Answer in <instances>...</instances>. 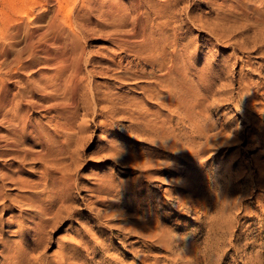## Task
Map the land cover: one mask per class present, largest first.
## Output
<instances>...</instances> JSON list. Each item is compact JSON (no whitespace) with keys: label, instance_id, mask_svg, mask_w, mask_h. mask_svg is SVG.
<instances>
[{"label":"rangeland","instance_id":"1","mask_svg":"<svg viewBox=\"0 0 264 264\" xmlns=\"http://www.w3.org/2000/svg\"><path fill=\"white\" fill-rule=\"evenodd\" d=\"M88 1L67 0L59 10L62 0H0V264H264V46L253 42L254 28L238 29L256 22L253 9L264 11V0L173 3L165 19L178 39L168 33L175 42L165 65L176 59L168 74L147 61L149 45L164 44V27L154 28L164 20L149 13L148 40L120 48L79 33L82 19L92 30L101 15ZM105 1L119 8V21L134 0L91 4ZM55 12L63 37L76 35L85 48L69 111L16 102L54 72L43 55L30 59L27 43L52 38ZM111 57L122 60L114 78L101 73V59ZM241 75L260 81L252 108L237 94ZM198 77L208 89L193 113ZM92 94L101 100L94 104ZM168 95L172 105L162 102ZM25 108V137L16 142L5 118Z\"/></svg>","mask_w":264,"mask_h":264},{"label":"bare ground","instance_id":"2","mask_svg":"<svg viewBox=\"0 0 264 264\" xmlns=\"http://www.w3.org/2000/svg\"><path fill=\"white\" fill-rule=\"evenodd\" d=\"M91 1L92 0L88 1V5H89L90 9H92V8L99 9L101 15H100L99 19L94 22V24H95V26L93 27L94 29H92V30L88 29L89 26L82 19V22L79 23V26H78L79 28L77 27V30L79 31V33L82 34V32H83L86 35H88L89 37L90 36H92V37H103V36H105L107 39L113 40L114 42L119 44L118 46H120V48H122L123 46H129L132 44L146 42L148 40L147 36H145V31H146V27L148 25L146 18L148 17L149 13L155 14L157 16L156 19L164 20V21H159L154 26L155 29H160V26L164 27L165 31L160 36V41H162L164 44H163L161 49H158V51L154 50L153 46L149 45V48H150L149 51H151L152 53H150L147 61L148 62L150 61L151 63H155L157 65L158 69L161 71H163L165 68L167 74L172 70V68L176 64V62H175L176 59L174 57L172 59H169L170 64L168 66H166L165 64H166L167 58H166L165 54H167V55L171 54V52L173 50H170V49H172L174 46H172V45L169 46V45L171 42H175V40L178 39V35L175 32H172V29H174L173 21L171 19H167V18L165 19V16H167L165 13H167L169 11V8L172 7L173 3L181 1V0H163L162 3L159 2V4L155 5L153 8H146V7L142 6L141 0H134L133 2L131 1L128 8L127 7L125 8V14H123L119 17L120 18L119 21H116L114 19V17L117 15V12L119 11L118 7H116L114 5H110L107 1H105L103 3H98L97 6H95L94 3L91 4ZM96 1H98V0H96ZM237 1H241V0H235L234 2H237ZM84 2H85V0H82L81 3H84ZM210 2H211V0H210ZM248 2H249L248 5L252 4V3H250L249 0H248ZM66 3H67V0H62V2H57L59 10L64 8L66 6ZM220 5H221V3H220ZM83 6H86V5H83ZM217 8L220 10L222 9V7H220V6H218ZM220 10H218V11H220ZM253 11H254V15L256 14V16H253L254 18H256V20H255L256 22H253V24L249 23V24H245V25H240V26H238V29H243L244 31H246V30H249L251 28H254V31H252L253 35H254L253 36V42L256 43V42L261 40L262 41L261 46H264V26H262L264 24L261 23L262 25H260L259 24L260 20L258 21V18H257V15L264 16V13H262L264 11H262L261 9H258V8H254ZM56 14L57 13L55 12L54 17L51 19L50 26H49L53 30L52 31V38L45 40L44 42L41 43L40 46H35L36 41H34L32 39H30L29 42L27 43V47L29 48V53H30V59H34L38 55H43L44 58L50 64V66L54 72L49 77H47V78L43 79V81H41V84H40L41 87L38 86V84H31L30 86H28L29 87L28 89L30 92L29 96L27 95V93H22V94H20V99L16 100V102L18 104H21V105L27 106V107H29V105H30L32 108H37V109H40L42 111L43 110H52V111H54V110H58V111L68 110L69 111V109H72L73 107L74 108L77 107V102H75V100L77 99V94H78V91L80 89V82L82 80V77L80 78L79 74L81 73V71L84 67V65H83V61H84L83 60V54L85 52V48H84V46H79L80 48H78L77 45L75 44L77 39L79 40L80 38L76 37V35L75 36L69 35V36L63 37L64 32H63L62 26L54 24ZM245 19H247V18H245ZM260 19H262V18H260ZM221 20L223 21L224 17L221 18ZM262 20H264V19H262ZM104 22L106 24H104ZM233 22H235V21H233ZM189 23L192 24V26H194L196 28L206 30L209 37H211L213 39H214V37L212 35L215 36L216 40H219L222 38V33H220V34L214 33L210 29V27L207 26V24H208L207 22H202L201 19H199L197 17H191L189 19ZM218 26H223L222 22H221V24H218V25L216 24L215 28ZM109 28H114V29H109ZM221 31H222V29H221ZM169 32H171L170 35H173V38H175V40L173 39L172 41H168L169 40L168 37H170V35L168 36ZM232 45L236 46V47H234V49L239 50V43L233 42ZM139 54H143V51L139 52ZM18 56H20V55H18ZM33 61L34 60H31L28 63V65L25 64L24 69L29 70L32 67L31 63ZM101 61H103L104 63L107 64L106 68H104L105 70L104 71L101 70V73L105 74L108 78H114L117 75V73H121V71H120V69L122 68L121 67L122 66L121 58H119V60H116L115 58H112V57L111 58H102ZM85 64H87V62ZM115 67H118V70H116ZM220 69H222V68H220ZM125 73H126L125 75H127L128 71H125ZM125 75L123 77H118V78L123 79V78H125ZM215 79L217 81L222 82L220 84V89L223 92H227L229 90V85L224 83V81H221L220 72L216 73ZM262 80H264V79H262ZM198 81H199V85H200V91H198L195 94L193 113L196 112V107L198 106L199 101H200V100H198L197 95L202 94V92H204L208 89L207 83L205 81H203L202 78L198 77ZM55 82L60 84V87H58V89H53V87H51ZM225 82H226V80H225ZM227 82H230V81H227ZM236 82L238 83V87H239V91L237 94L239 96H241V98L243 100L249 102L248 107L252 108L254 106V104L251 103V99L256 95L257 90L254 91V89H258V83H260V81H256V82H252L250 80L247 81L246 77L242 76V77L236 79ZM48 87L49 88L51 87L50 88L51 91H49V92H47ZM34 90H36V92L39 91L38 93H39L40 97H38V98L35 97L36 94H35ZM16 92H19V89ZM96 94H92V97H93L92 101L94 100V104L101 100L99 98L100 96L98 97V96H96ZM51 95H53V96H51ZM69 97L71 98L70 101H68ZM30 98H32L34 101L27 100ZM85 98H86V96H85ZM77 101H78V99H77ZM163 101H165L171 105L173 104V98L170 95H168L165 99H162V102ZM3 103L4 102H2V101L0 102L1 107H2ZM22 108L24 109V107H22ZM25 110H16V117L15 118L13 116H12L13 117L12 119L5 118V121L7 123V132L9 134H11L13 136V138L16 137V142L18 141V139L25 137V128H26L25 122L28 119V117H27L28 108H25ZM262 112H264V111H262ZM201 132L202 131H200V133ZM38 137L41 138L40 135ZM14 143H15V141H14ZM1 200L2 199L0 198V201Z\"/></svg>","mask_w":264,"mask_h":264}]
</instances>
